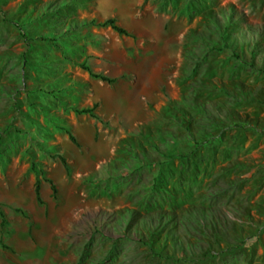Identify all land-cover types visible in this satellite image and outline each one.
<instances>
[{"label": "rangeland", "instance_id": "obj_1", "mask_svg": "<svg viewBox=\"0 0 264 264\" xmlns=\"http://www.w3.org/2000/svg\"><path fill=\"white\" fill-rule=\"evenodd\" d=\"M105 1L101 15L98 0H0V201L22 203L25 216L8 214L14 242L35 247L21 264H264V0ZM109 18L129 32L113 31L123 43L153 25L173 37L158 42L173 56L146 122L183 94L200 98L204 114L191 110L189 132L173 128L140 155L145 163L116 169L109 165L116 144L139 125L106 127L116 138L111 158L68 176L58 159L56 168L45 163L66 156L65 121L82 149L77 115L59 108L54 94L85 106L86 94H73L76 80L88 82L79 65L87 59L92 67L100 38L112 31L89 23ZM39 104L64 119L60 129ZM197 140L205 143L194 150ZM28 153L45 158L39 168L56 200L42 182L37 201Z\"/></svg>", "mask_w": 264, "mask_h": 264}, {"label": "crops", "instance_id": "obj_2", "mask_svg": "<svg viewBox=\"0 0 264 264\" xmlns=\"http://www.w3.org/2000/svg\"><path fill=\"white\" fill-rule=\"evenodd\" d=\"M106 8V1L98 0V10L101 15H105ZM159 28V25L142 27L137 40L127 43H123L113 31H110L111 33L104 35L105 38H100L98 50L93 51L92 67L115 79L116 82L108 84L88 77L90 91L86 95L85 106L97 105L95 114L111 128L129 131L145 123L149 119L148 103H151L166 85V69L167 65L171 64L169 56L173 55L168 52L165 45H158V42H171L173 37L161 34ZM101 121L87 115L72 118V122L77 126L75 133L79 137V145L82 149L80 150V146L73 143L65 146L67 156L65 158L71 176L87 175L97 163L111 158L116 138L108 135ZM83 129L86 130V135H91L90 138L83 135L85 133ZM95 135H98L97 140H94ZM42 161L44 162L45 158ZM45 163L58 167L55 160L47 159ZM48 178H50L49 174ZM21 207V202L14 204L0 201V211L5 214L9 223L7 229L2 230L0 217V264H6L9 258L13 259L9 264H21L22 259H19V256L23 255L26 258L34 254L35 247L29 240L21 239L14 242L10 233L9 218L16 216L15 209ZM8 214H10L9 218ZM16 218L20 219L17 216ZM23 261L29 260L23 259Z\"/></svg>", "mask_w": 264, "mask_h": 264}, {"label": "trees", "instance_id": "obj_3", "mask_svg": "<svg viewBox=\"0 0 264 264\" xmlns=\"http://www.w3.org/2000/svg\"><path fill=\"white\" fill-rule=\"evenodd\" d=\"M89 24L96 28H110L119 36L130 37L129 32H127L122 27L118 26L117 21L114 18H109L102 22H97L92 20ZM21 36L25 39V36L22 33ZM79 67L81 70H83L88 74L89 78L100 80L108 84H114L116 82L115 79L109 78L107 75H104L103 73L93 71L92 67L88 64L87 59L81 62ZM73 88H74L73 94L76 96L81 94L87 95L88 92L90 91V85L88 82H82L78 80H76ZM78 88L80 89L76 90ZM191 88L196 89L197 87H193L191 85ZM39 92H43V91H39ZM70 93L71 92H67L66 94L70 96ZM58 94L62 95L63 92L59 91ZM54 98L55 100L58 101L59 108L65 111V113L71 112L77 116L87 115L97 121H101V119L95 114L97 105H93L92 107H87V106L80 107L78 104L69 103V101L66 100L65 98H59L57 94H54ZM199 99L200 98L197 97H191L188 99L183 94L178 101L169 100L168 102H166L165 105L161 107L158 112L156 111L154 112V116L152 119H150V121L139 125L136 130L127 133L124 138L118 141L113 156L109 161V165H112L115 169L119 165L127 166L128 160L130 159H136L143 164L146 161H144V159L143 160L140 159V155L142 154L143 156H147L148 147L153 148V150L154 149L156 150L157 147V144L155 143L156 140L164 141L165 137H170L174 134L173 133L174 129H181L188 133L189 132L188 125H190L191 123L193 124L194 121V119H191L193 117L189 115L190 111L195 110L196 113L204 114L203 106L198 103ZM36 107L37 109L40 110L42 114L46 116L45 117L46 119H49L51 123H53L54 127H58V122L62 121L64 123V119L57 115L58 113H56L55 109L43 104H39ZM17 111L19 113L20 109H17ZM13 117L14 116H11L10 118L11 121H9L10 127ZM101 122L105 127H109L107 122H103V121ZM34 123L38 125V122H34ZM196 125L199 129L205 130L203 125L200 124H196ZM233 126L239 128L248 127V125H239V124H234ZM64 127L66 128V130L65 129L64 130L66 131L69 140L75 145H78L74 135L71 133V126L69 125V123H67V121H65ZM229 127L230 125L227 128ZM58 128L60 129V127ZM23 134L28 135L29 133L27 131ZM197 142L198 143H196V147L194 148V150L201 147L205 143V140H197ZM42 151L45 153L47 152L45 151V148ZM28 159L31 161L30 170L35 175L34 191L37 201L40 204H42V200L40 196L42 182H47L50 184L53 198L54 200H56L57 191L55 185L47 177L45 169L39 168V166L43 167L42 163H40L43 158L38 157V160H36V158L33 155H29ZM50 159L51 160L58 159L60 163L64 166L67 175L71 176L70 167L64 156L57 154L55 156H52ZM36 167L38 169H36ZM15 211L20 212L22 215L25 216L24 212L20 211L19 209H15ZM131 216L133 217L139 215H137V213L133 211L131 213ZM0 217H1V228L2 230H5L7 229L9 223L7 221L5 214L2 211H0ZM168 219L170 220L169 224L171 223L172 225H174V219L170 215L168 216ZM142 224H143V229H141L142 233L145 234V230H146V232L149 234L150 231L146 228L144 221L142 222Z\"/></svg>", "mask_w": 264, "mask_h": 264}]
</instances>
